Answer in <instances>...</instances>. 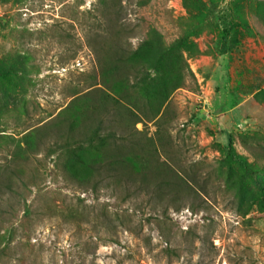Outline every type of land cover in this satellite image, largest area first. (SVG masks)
<instances>
[{"label":"rangeland","instance_id":"374dc122","mask_svg":"<svg viewBox=\"0 0 264 264\" xmlns=\"http://www.w3.org/2000/svg\"><path fill=\"white\" fill-rule=\"evenodd\" d=\"M144 1H123L134 47L150 25L166 43L203 26L189 37L201 51L185 53L196 79L172 95L169 155L161 156L194 190L177 198L112 186L96 193L41 153V178L22 197L0 185V264H264V0ZM99 2L0 0V58L25 63L18 73L31 124L57 114L97 74ZM15 122V114L1 117L0 135L22 130ZM145 130L153 136L157 127ZM230 144L250 171L228 158ZM6 160L0 149V184Z\"/></svg>","mask_w":264,"mask_h":264},{"label":"trees","instance_id":"16d2710c","mask_svg":"<svg viewBox=\"0 0 264 264\" xmlns=\"http://www.w3.org/2000/svg\"><path fill=\"white\" fill-rule=\"evenodd\" d=\"M123 1L100 0L99 32L91 43L97 54V74L91 77L88 90L73 89L70 102L47 120L31 124L25 72L18 73L20 66L25 67L21 56L9 61L0 58V118L15 114L12 128L23 126L18 133L0 135V149L7 155L1 187L22 197V188L36 186L42 174L34 159L44 153V159L66 180L96 193L102 186H112L133 195L152 191L177 198L194 190L192 182L161 156L162 152L169 155L164 137H168L165 127L172 95L186 86L188 78L196 79L185 53L201 51L189 37L198 35L203 26L197 21L166 43L160 30L150 25L134 47L133 29L123 20ZM143 4L146 1L140 0ZM221 52H228L226 45ZM149 122L157 127L153 136L145 130ZM138 123L145 128L138 129ZM227 156L245 171L252 169L233 144ZM23 206L29 216L27 200Z\"/></svg>","mask_w":264,"mask_h":264}]
</instances>
